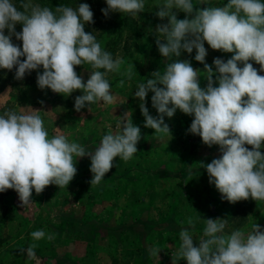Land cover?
<instances>
[{
  "label": "clouds",
  "instance_id": "obj_1",
  "mask_svg": "<svg viewBox=\"0 0 264 264\" xmlns=\"http://www.w3.org/2000/svg\"><path fill=\"white\" fill-rule=\"evenodd\" d=\"M105 2L107 7L101 12L106 18L110 13H121L136 19L145 9V0ZM156 7L157 17L168 22L156 26L155 43L169 62L163 71L153 72L152 78L136 87L144 127L153 129L158 138L171 137L165 116L172 118L177 110L193 116L188 132L199 136L209 148L219 146L220 158L200 167L205 168L209 183L222 199L232 204L249 198L264 201V75L259 74L264 73V0H228L222 7L212 6L210 0H159ZM177 12H183L185 18L178 19ZM93 15L87 3L53 10L32 0H21L19 7L14 0H0V69L15 68L16 80L37 71L40 90L50 89L66 97L82 91L74 102L77 112L86 105L90 110V105L98 102L114 103L108 74L131 80L134 66L122 70L123 58H114L92 33L85 32V25L94 23ZM18 24L22 25L20 32L16 31ZM13 37L22 41V49L12 43ZM205 42L212 50L234 55L226 62L215 58L213 72L205 62ZM193 50L203 72L194 69L190 61L178 59L182 51L191 54ZM249 61L260 66L259 73ZM83 65L92 69L86 83L75 71ZM41 67L42 73L38 71ZM201 76L207 81L205 88L200 86ZM124 84L121 79L117 87ZM149 93L157 117L146 107ZM39 113L19 107L0 114V193L14 190L21 207L32 202L33 190L39 195L50 185L66 188L76 176V163L81 158L90 159L93 187L112 169L116 157L127 162L138 151L141 130L129 113L120 118L118 131L103 135L92 150L63 134L50 136ZM203 223L199 246H194L190 231L195 222L189 218V227L181 228L178 259L187 264H264V230L258 224L247 232L236 229L228 233L227 220L207 219ZM31 237L53 241L56 234L36 230ZM36 247L33 243L20 251L34 259ZM159 252L153 247L149 254L157 257Z\"/></svg>",
  "mask_w": 264,
  "mask_h": 264
},
{
  "label": "rangeland",
  "instance_id": "obj_2",
  "mask_svg": "<svg viewBox=\"0 0 264 264\" xmlns=\"http://www.w3.org/2000/svg\"><path fill=\"white\" fill-rule=\"evenodd\" d=\"M158 2L145 0L144 12L134 19L142 37H132L124 31L118 41L114 58H123L122 70L130 65L134 67L131 80L120 74H108L114 103L98 102L90 105V110L86 105L77 112L75 98L83 92L77 90L66 97L50 89L40 90L37 71L35 81L24 91L18 93L7 86L0 93V106L5 111L19 110V107L40 111L50 136L63 134L88 150L97 147L103 135L117 132L125 113H129L134 126L141 130L134 157L127 162L116 157L114 166L98 186L91 187V162L84 157L77 161V174L66 188L50 185L39 195L33 190L32 202L26 207H21L14 190L0 193V264H187L186 260L178 259L176 253L181 243L179 232L182 227H189V218L195 222V228H190L194 246H199L198 238L205 227L203 221L207 219L227 220L225 231L228 233L236 229L250 231L253 224L264 230V201L249 198L229 203L222 199L214 184L209 183L206 170L201 175L193 174L181 180L163 174L186 167L204 170L200 165L220 158L221 152L218 145L209 148L199 136L190 134L188 129L194 117L179 110L172 118L164 117L171 137L158 138L153 129L144 127L140 101L135 98L136 87L152 78L153 72L163 71L169 62L161 56L155 43L156 26L168 22L157 17ZM210 3L222 7L228 0H210ZM177 18L184 19L185 14L177 12ZM126 39L128 43L133 39L137 45L128 55L124 51ZM100 44L102 47L101 41ZM204 46L208 53L205 62L212 66L213 72L216 71L215 58L226 62L234 55L212 50L206 42ZM108 49L106 51L110 52ZM195 54V50L191 54L182 51L178 59L190 61L194 69L203 72L204 66L195 61ZM249 63L259 73L260 66L254 61ZM38 71L42 73L43 68ZM75 71L86 83L92 69L90 65H83L77 66ZM121 79L125 80L122 88L117 87ZM206 85L207 81L201 76V88ZM151 96L149 93L145 104L149 114L157 117ZM193 141L198 145H191ZM261 151L264 155V148ZM36 230L55 233L56 237L53 241H34L31 233ZM33 243L37 245L36 256L29 259L26 251L22 253L20 249H27ZM153 247L160 249L157 257L149 254Z\"/></svg>",
  "mask_w": 264,
  "mask_h": 264
},
{
  "label": "trees",
  "instance_id": "obj_3",
  "mask_svg": "<svg viewBox=\"0 0 264 264\" xmlns=\"http://www.w3.org/2000/svg\"><path fill=\"white\" fill-rule=\"evenodd\" d=\"M20 2L21 0H14V3L17 5V7H19ZM32 3L39 4L42 7L47 6L52 8L53 10L61 5H68L75 8L81 3H87L90 6L92 12L94 13V23L86 24L85 32L92 33L96 37V39L100 38V41L103 44L102 48L104 50L109 48L108 50L110 51V53H112L113 57L117 52L118 41L121 40L124 31H126V33L130 34L132 37L143 36V34L135 28L137 22L129 15H123L121 13H110L109 17L106 18L101 12V9L107 7L105 0H32ZM16 31H22V25L18 24L16 26ZM5 34L7 35V30L5 31ZM132 40H130V43H128L129 39L125 40L126 44L124 45V51L127 55L129 54L130 49L132 47L134 48L135 46H137ZM125 41H123V44L125 43ZM12 43L14 45H18L22 49V41H17L15 37H13ZM21 59L23 60L25 58L22 57ZM15 71V68L11 71L6 69H0V93L7 86L11 87L14 91L20 93L22 92V90L24 91V89L29 87L35 81V71H33L30 75L26 74V76L22 80L15 79ZM245 99H247V97H245ZM4 111L5 108L0 106V114H3ZM190 144L198 145L196 141L190 142ZM203 172H205V169H195L193 167L190 169L186 167V169L175 173H168V171H166L163 172V174H165V176H175L176 178H179L181 180L185 179V177L189 175H201L203 174ZM1 242L2 241H0V243Z\"/></svg>",
  "mask_w": 264,
  "mask_h": 264
}]
</instances>
